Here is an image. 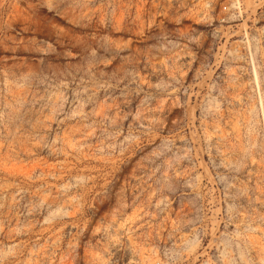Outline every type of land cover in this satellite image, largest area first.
Wrapping results in <instances>:
<instances>
[{
  "label": "rangeland",
  "instance_id": "obj_1",
  "mask_svg": "<svg viewBox=\"0 0 264 264\" xmlns=\"http://www.w3.org/2000/svg\"><path fill=\"white\" fill-rule=\"evenodd\" d=\"M0 264H264V0H0Z\"/></svg>",
  "mask_w": 264,
  "mask_h": 264
}]
</instances>
